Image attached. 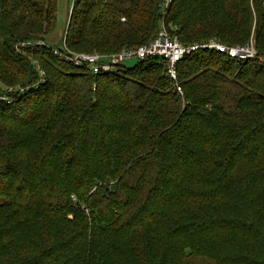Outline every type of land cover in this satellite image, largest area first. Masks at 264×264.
Listing matches in <instances>:
<instances>
[{
  "label": "trees",
  "instance_id": "16d2710c",
  "mask_svg": "<svg viewBox=\"0 0 264 264\" xmlns=\"http://www.w3.org/2000/svg\"><path fill=\"white\" fill-rule=\"evenodd\" d=\"M165 3L74 0L67 48L137 49L163 25L184 44L250 41V0ZM57 12L0 0V83L28 87L0 101V264H264V66L191 56L180 96L154 60L95 76L46 48L19 53Z\"/></svg>",
  "mask_w": 264,
  "mask_h": 264
},
{
  "label": "built area",
  "instance_id": "2783aa9c",
  "mask_svg": "<svg viewBox=\"0 0 264 264\" xmlns=\"http://www.w3.org/2000/svg\"><path fill=\"white\" fill-rule=\"evenodd\" d=\"M74 1V0H73ZM172 0H166L165 8L169 7ZM264 5V0H262ZM63 46L53 47L45 40H36L20 43L16 49L21 54H26L27 49L46 48L60 60L71 63L78 68L85 69L91 75L112 73L125 68V63L130 61L154 60L163 66L167 78L176 86L180 96L183 91L178 85V67L185 59L198 54L216 53L238 61H256L264 66V57L259 55L253 40L245 45L228 46L217 39H208L193 44H184L179 36V27L163 25L157 37L137 49H123L111 55L89 54L73 52L67 48L65 36ZM34 65L40 69L38 62L32 59ZM95 87V86H94ZM18 89V88H15ZM14 88L3 91L0 83V101L6 104L14 102L12 92ZM27 88H19L16 94H24ZM15 94V95H16Z\"/></svg>",
  "mask_w": 264,
  "mask_h": 264
},
{
  "label": "rangeland",
  "instance_id": "374dc122",
  "mask_svg": "<svg viewBox=\"0 0 264 264\" xmlns=\"http://www.w3.org/2000/svg\"><path fill=\"white\" fill-rule=\"evenodd\" d=\"M73 4H74L73 0H58L57 28H56L57 30L51 33V35L46 40L47 43L51 44L55 48L63 46L62 44H63L64 36L67 32L68 25L71 19V11H72ZM250 5H251V11L253 15V24H252V29H251L250 41L253 40L256 45L255 33H254L255 26H256V12H255V7H254V4L252 3V0H250ZM262 6L264 7V5ZM122 21H124V19H122ZM101 55H107V54H101ZM136 64H137L136 61H130V63L129 62L125 63V67L131 68L135 66ZM1 87L3 91H7L6 89H9V87L7 88L2 84H1ZM18 89H15V91L12 92V95L15 98L20 95V93L16 94L17 92H19Z\"/></svg>",
  "mask_w": 264,
  "mask_h": 264
}]
</instances>
